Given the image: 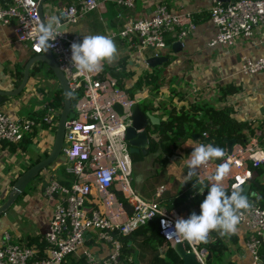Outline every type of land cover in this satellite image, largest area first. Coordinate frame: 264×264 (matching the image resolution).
<instances>
[{"label": "built area", "instance_id": "2783aa9c", "mask_svg": "<svg viewBox=\"0 0 264 264\" xmlns=\"http://www.w3.org/2000/svg\"><path fill=\"white\" fill-rule=\"evenodd\" d=\"M114 2L130 8L135 0H76L58 11L63 29L50 48L62 70L71 94V109L74 114L67 119L61 153L65 157L63 179L48 174L42 186L43 195L53 203L48 229L42 238L47 243L46 254L36 257V248L26 242H11L7 231L0 244V264H63L72 254L79 264H119L120 241L115 234H127L138 226L156 221L159 234L171 245L186 243L194 250L198 260L207 264L206 250L198 242L165 236L162 221L173 226L178 219L159 200L140 195L131 185L133 159L125 137L131 123V105L139 101L136 93L128 97L125 87L104 65L96 73H81L70 62L71 45L80 43L79 36L68 33L65 26L76 23L87 12L104 2ZM39 0H0V24L12 25L16 40L33 54L41 53L37 46V29L41 24L38 14ZM207 16L215 26V34L208 45L231 46L239 35L250 36L256 28L264 31V0H212ZM195 14L189 11H174L164 2L140 17L131 18L122 24L118 35L131 39L139 50L151 49L152 55L166 54L169 35L182 40L196 28ZM112 38V36H109ZM241 71L264 72V54L258 57L243 56ZM119 104V112L115 105ZM54 108L47 107L43 114L28 113L13 118L0 110V144L16 143L27 135H37L44 128L50 129L57 122ZM207 137V132L202 133ZM235 147V146H234ZM225 156L204 167L216 172L218 166L228 163L237 169L264 164V133L259 139L233 148ZM245 174H232L235 181L228 185L232 191L247 179ZM121 193L130 207L118 198ZM238 225H243L251 238L246 246L251 253L249 264H262L259 254L260 240L264 239V207L253 199ZM89 233V236L86 234ZM111 244L110 252L99 258L86 240Z\"/></svg>", "mask_w": 264, "mask_h": 264}, {"label": "crops", "instance_id": "0c3cea01", "mask_svg": "<svg viewBox=\"0 0 264 264\" xmlns=\"http://www.w3.org/2000/svg\"><path fill=\"white\" fill-rule=\"evenodd\" d=\"M73 1L76 0H70V3ZM68 2L69 0H45L43 3L45 20L50 19L52 15L58 16L59 9L69 4ZM158 2H164L174 11L184 10L194 13L197 25L187 37L181 40V50L174 52L167 47L166 54H170L172 60L169 63L165 62L164 64H167L160 72L165 73L167 78L176 76L178 80H181L177 88L189 98V101L208 102L211 95L215 94L218 85L236 86L238 89L227 96V101L232 104V116L239 121L248 122L251 133L243 137L245 140L243 144L236 140L233 148L259 139L264 133V72L245 73L241 71V62L243 56L258 57L264 54L262 28H256L250 36L239 35L231 46L208 45V41L214 36L216 30L207 16V8L212 0H135L134 6L130 8L108 1L87 12L76 23L66 25L64 28L68 33L77 34L80 42L88 35L112 36L118 50L117 58L111 64L105 62L104 66L111 70V68H119L122 62H126V69L134 72L126 85L130 86L143 71L151 69L146 63L151 50H139L131 39L122 37L117 32L127 20L151 12ZM29 57V50L16 40L12 25L0 24L1 90L12 89L19 83L17 73L23 70V64ZM21 65L23 67H20ZM46 70V65L41 64L38 71L29 75L24 89L19 94L9 96L5 101L0 102V110L13 118L28 113L43 114L58 88L57 80L48 75ZM167 86V84L162 86V91L160 90L155 100L166 99ZM137 94L146 95L147 92ZM174 103L177 107L186 105L183 101L175 100ZM162 113V109L154 112L159 118ZM50 131L51 128H44L37 135H32L33 139L24 149L19 147L18 142L15 148H10L12 143L0 144V204L6 199L16 177L32 161L45 157L49 152L54 139V133ZM37 138H43L42 142H38ZM200 144H209L207 137L203 134L199 137L192 135L184 138L164 165L160 164L156 158L158 152L147 151L145 155L140 152V158H132L133 188L145 198L159 200L177 218L187 219L190 213L182 207L183 204L180 202L190 200L194 194L200 193V189L204 191L210 184L209 176L215 174L211 167H203L197 176L189 180L187 161L190 159L193 147ZM214 161L208 163L211 164ZM58 164H60L59 161H56L52 168L43 169L40 176L33 178L10 208L0 215V244L5 231L9 233L10 241L16 243L26 242L29 237L43 236L46 232L53 203L43 195L42 186L50 171L51 174L63 179V172L57 170ZM245 171L249 174L247 178L254 174L248 165L240 169L230 165V172L223 180L224 187L234 180L231 177L232 174L242 175ZM260 179L264 182V174L260 175ZM245 183H249L247 179ZM190 210L195 211V208L191 207ZM237 229L235 234L223 236L226 250L219 259H213L211 255L210 264H249L251 262V253L246 246L249 232L243 225H238ZM141 239V234H135L128 241L133 248L128 260L133 261V264H151L149 251L163 257L169 245L174 248V245L170 243L167 244L165 241L160 243L157 240L140 246L138 242ZM84 246L89 247L99 258L106 256L111 250L110 243L104 241L97 243L93 239L86 240ZM135 250H137V256L133 259ZM76 261L79 263L80 260L72 254L63 264Z\"/></svg>", "mask_w": 264, "mask_h": 264}, {"label": "trees", "instance_id": "16d2710c", "mask_svg": "<svg viewBox=\"0 0 264 264\" xmlns=\"http://www.w3.org/2000/svg\"><path fill=\"white\" fill-rule=\"evenodd\" d=\"M68 3H70V0ZM174 41H176L174 35H169L166 39L167 44H171ZM32 55L33 53L30 52V56ZM166 55L168 56L167 63H169L172 60V56L170 54ZM166 64L151 68L148 71H143L139 76H137L130 86H126V82L128 79L132 78L134 72L126 69V62H122L119 68H111L110 70L118 80L120 86L125 87L124 89L126 90L128 97L133 98L136 93H143L144 91L147 92L148 95L140 99L138 102L142 110L150 111L152 114H154L157 109H162L163 111L159 124L152 126L150 129L148 152H158L156 158L160 164L164 165L168 161V157L174 153L176 146L181 140L196 133L202 135L203 132H207L208 142L214 147L224 148L225 137L235 138L240 143H245L243 137L251 133L248 122L235 119L232 116V104L227 101V96L236 92L238 88L232 84L218 85L215 90V94L211 95L208 102L200 103V101L196 100L189 101V98H187L185 94L177 88L181 80H178L176 76L167 78L165 73L160 72ZM23 65L20 67H23ZM40 65L41 64H37L33 66L30 74L33 75L36 71H38ZM46 73L56 79L51 70L47 69ZM17 75L18 79H20L22 71H19ZM164 84L168 85V95L166 99H151V96L155 98L159 94L160 88ZM175 100L178 102H186V105L177 107L174 103ZM62 105L63 93L58 85V88L54 92L50 102L47 104V107H52L57 111L62 107ZM258 135L260 136V134ZM32 139V135L25 136L18 142L19 147L24 149ZM15 144L16 143H12L10 148H15ZM140 157L141 153L132 154L133 159H138ZM35 162L36 161H32L29 166ZM248 167L254 171V174L247 178V181L249 182V192L246 196L248 199H253L261 207H264V182L260 179V175L264 174V164L256 167L248 165ZM39 174H37L34 178L39 177ZM234 181L235 178L229 185H231ZM244 183L245 180L236 185L235 188H240ZM224 188L230 195L231 190L229 186ZM207 194L208 189L205 188L203 194H194L190 200L181 201L180 203L183 204L182 207L186 208L190 215L193 212L190 210L191 207L195 208L196 214H200V205L206 198ZM117 196L126 203L121 193L118 192ZM126 207L128 211H130V207L127 203ZM135 234L142 235L141 241L138 242L140 246L147 245L154 240H157L160 243L165 241V239L159 234L155 220L142 224L127 234H115V237L120 241L119 263L133 264V261L128 260V257L133 251V248L130 247L128 241L133 238ZM249 238H251L250 235L248 239ZM165 242L169 244L167 241ZM26 243L27 245L36 248L37 258H41L46 254L48 247L42 236L29 237ZM198 247L210 252L213 259H219V257H221L225 252L227 246L223 237L220 236L218 232L212 231L209 234L208 242H198ZM258 250L260 256L262 257V264H264V239L260 240ZM149 255L151 264H178L181 262L174 248L170 245L167 247L165 256L163 257L158 256L157 253H152V251H149ZM77 263L78 262L76 261L75 263L70 264ZM210 263V260H208L207 264Z\"/></svg>", "mask_w": 264, "mask_h": 264}, {"label": "clouds", "instance_id": "9594fccd", "mask_svg": "<svg viewBox=\"0 0 264 264\" xmlns=\"http://www.w3.org/2000/svg\"><path fill=\"white\" fill-rule=\"evenodd\" d=\"M62 29L61 17L57 15H52L46 22L41 23L36 35L38 48L48 51L55 47L54 42L60 36ZM70 51V62L78 71L88 74L101 71L105 62L113 63L118 53L114 40L105 35L85 36L82 42L73 43ZM224 156V150L214 147L212 144H200L193 147L190 159L187 161L189 180L197 176L199 170L209 161L221 159ZM229 172L230 165L224 163L218 166L215 174L209 176L208 194L200 205V214L193 211L187 219L178 218L174 226L168 221H162V227L165 229L167 238L175 237L188 242L207 243L212 231L218 232L222 237L237 232L241 217L245 212L251 211L252 205L248 197L243 194L242 188L236 187L230 195L227 193L223 180ZM200 194H203L201 189Z\"/></svg>", "mask_w": 264, "mask_h": 264}, {"label": "water", "instance_id": "95a60500", "mask_svg": "<svg viewBox=\"0 0 264 264\" xmlns=\"http://www.w3.org/2000/svg\"><path fill=\"white\" fill-rule=\"evenodd\" d=\"M45 0H39L38 5V14L40 17L41 23L46 22L44 11H43V3ZM222 2H228V0H220ZM168 48H171L174 52L179 51L182 49V42L181 40H176L171 44H167ZM168 61V56L166 54H157V55H150L146 58V63L149 67L153 68L159 65L164 64ZM37 64H45L46 69H49L53 72L59 87L63 93V105L62 107L55 111L54 114L57 117L56 122V129L54 131V139L52 142L51 149L46 154L45 157L39 159L35 163H33L28 168L24 169L14 180L12 186L9 190V193L6 199L0 204V215L5 213L10 206L14 203L15 199L23 193L27 185L30 181L39 174L43 169L52 168L56 161L65 162V157L61 153L63 140H64V133H65V126L66 121L69 118H72L74 112L71 109V94L68 87L67 80L59 68L57 61L54 58L51 50L43 51L41 53L33 54L28 58L25 62L22 75L20 78L19 83L12 89L8 90H1L0 89V102H3L9 96L19 94L25 87L30 71L33 66ZM116 109L120 112L121 107L117 103L115 105ZM131 123L126 129L125 137L129 143V150L131 154L134 153H142L147 154L148 151V140L150 135V129L152 126L159 124L160 118L155 114H152L150 111H144L140 107L138 102H134L131 105ZM199 137V134H193ZM225 141V148L227 152L230 154L232 153L233 147L236 144L235 138H224ZM240 188L243 189V194L247 195L249 192V183H244ZM89 236V233L86 234ZM174 250L177 253L178 257L180 258V264H202L194 250H188L186 247V243L178 242L174 245ZM137 250L134 251L133 259H136ZM211 259V253L206 252L205 260L206 262Z\"/></svg>", "mask_w": 264, "mask_h": 264}, {"label": "rangeland", "instance_id": "374dc122", "mask_svg": "<svg viewBox=\"0 0 264 264\" xmlns=\"http://www.w3.org/2000/svg\"><path fill=\"white\" fill-rule=\"evenodd\" d=\"M147 49H149V50H151L150 48H147ZM147 49H145V50H147ZM29 50V49H28ZM30 52V51H29ZM127 83H128V81L126 82V85H127ZM162 88V87H161ZM161 88H160V90H161ZM162 91V90H161ZM148 94H144V95H141V94H139L138 95V97H141V98H143V97H146ZM150 96H151V94H150ZM149 96V97H150ZM151 99H155V98H153V96H151L150 97ZM156 100H160V99H156ZM55 124H56V122H55ZM55 129H56V125L54 126V127H52L51 128V133H54V131H55ZM38 139V142L39 141H41L42 142V140H43V138H37ZM66 166V162H61L60 164H58V168H57V170L58 171H60V172H63V169H64V167ZM49 172V171H48ZM50 173H52L51 171H50ZM131 185L133 186V182L131 183Z\"/></svg>", "mask_w": 264, "mask_h": 264}]
</instances>
